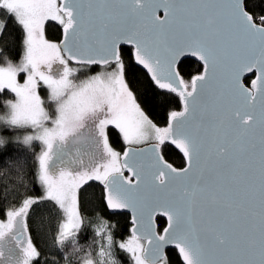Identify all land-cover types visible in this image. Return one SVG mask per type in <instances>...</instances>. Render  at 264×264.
<instances>
[{
	"label": "snow or ice",
	"instance_id": "6c2138e0",
	"mask_svg": "<svg viewBox=\"0 0 264 264\" xmlns=\"http://www.w3.org/2000/svg\"><path fill=\"white\" fill-rule=\"evenodd\" d=\"M0 42V264H264V0H0Z\"/></svg>",
	"mask_w": 264,
	"mask_h": 264
},
{
	"label": "trees",
	"instance_id": "16d2710c",
	"mask_svg": "<svg viewBox=\"0 0 264 264\" xmlns=\"http://www.w3.org/2000/svg\"><path fill=\"white\" fill-rule=\"evenodd\" d=\"M46 34L48 35L50 39H57L59 36L58 26L47 29ZM0 46H3L2 42H0ZM196 66H197L196 63H189L187 65V70L194 73L196 70ZM12 98L14 97H12L11 94H8L7 96H5L3 93H0V114H2L5 111L4 101L7 99H12ZM150 115H152V118L157 123L161 125L164 123L165 117H162L161 114L150 113ZM112 131L113 133H115V130H112ZM0 135H10L8 130L4 128L3 125H0ZM110 140L113 143V146L116 147L117 150H120L122 142L118 140V133L110 136ZM24 151L25 149L23 148L22 145L16 144L14 142H10L6 144L5 146L0 147V152H8L10 154L11 153H23ZM166 158L169 159V161L172 162L175 166H181L182 164V156L178 153V151H174L173 153L168 154ZM89 183L95 184L96 182L93 181ZM98 194H99V188L97 187L95 189L89 188L88 192L85 195L89 200H93L95 198V195H98ZM88 215L94 217L96 213L89 210ZM104 218L109 221L110 225L112 224L115 225V228L113 229L114 239L118 240L127 234L125 225L128 223V220L126 218L121 217V216H108V215H104ZM92 237H93V233H92L91 227H88L82 231V239L80 240V243L84 245L86 248L88 244L90 243ZM37 243L39 244V241H37ZM117 252L119 253L118 249H117ZM168 255L170 259L175 257V253L172 250L168 251ZM119 257H122L124 264H127L126 254L119 253ZM49 264H54V262L51 260V257H49Z\"/></svg>",
	"mask_w": 264,
	"mask_h": 264
},
{
	"label": "rangeland",
	"instance_id": "374dc122",
	"mask_svg": "<svg viewBox=\"0 0 264 264\" xmlns=\"http://www.w3.org/2000/svg\"><path fill=\"white\" fill-rule=\"evenodd\" d=\"M84 74H85V73L82 72V73H79L78 76H79L80 78H83V75H84Z\"/></svg>",
	"mask_w": 264,
	"mask_h": 264
},
{
	"label": "water",
	"instance_id": "95a60500",
	"mask_svg": "<svg viewBox=\"0 0 264 264\" xmlns=\"http://www.w3.org/2000/svg\"><path fill=\"white\" fill-rule=\"evenodd\" d=\"M194 59V58H193Z\"/></svg>",
	"mask_w": 264,
	"mask_h": 264
}]
</instances>
